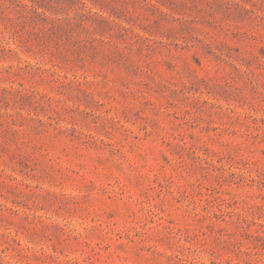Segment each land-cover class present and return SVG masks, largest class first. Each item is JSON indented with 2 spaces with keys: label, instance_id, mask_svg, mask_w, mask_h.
<instances>
[{
  "label": "rangeland",
  "instance_id": "rangeland-1",
  "mask_svg": "<svg viewBox=\"0 0 264 264\" xmlns=\"http://www.w3.org/2000/svg\"><path fill=\"white\" fill-rule=\"evenodd\" d=\"M0 264H264V0H0Z\"/></svg>",
  "mask_w": 264,
  "mask_h": 264
}]
</instances>
